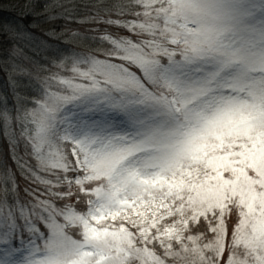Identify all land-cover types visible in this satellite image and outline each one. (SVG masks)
Wrapping results in <instances>:
<instances>
[{"label": "snow or ice", "instance_id": "snow-or-ice-1", "mask_svg": "<svg viewBox=\"0 0 264 264\" xmlns=\"http://www.w3.org/2000/svg\"><path fill=\"white\" fill-rule=\"evenodd\" d=\"M257 13L264 44V0H0V264H264ZM228 34L225 75L180 46Z\"/></svg>", "mask_w": 264, "mask_h": 264}, {"label": "rangeland", "instance_id": "rangeland-1", "mask_svg": "<svg viewBox=\"0 0 264 264\" xmlns=\"http://www.w3.org/2000/svg\"><path fill=\"white\" fill-rule=\"evenodd\" d=\"M246 2L247 0H223L225 4ZM249 20L251 23L247 34V38L250 41L246 53L247 74L252 80L259 82L264 80V63L261 62V57L264 56V44H261L258 40L261 17L257 13L255 17H249ZM236 39H239V37ZM233 44H235V40L231 34H228L223 39V44L207 39L198 41L189 39L187 42L181 40L180 46L182 49H187L189 55L195 54L198 62L217 69L218 75H225V73H230L239 66L235 58H232L231 63L228 62ZM193 49H195V53H193ZM221 68L223 69L222 71H220Z\"/></svg>", "mask_w": 264, "mask_h": 264}]
</instances>
